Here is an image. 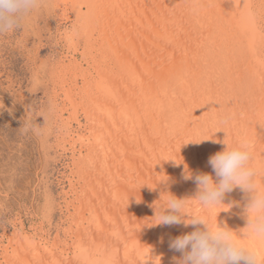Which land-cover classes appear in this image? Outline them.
<instances>
[{
	"label": "bare ground",
	"instance_id": "1",
	"mask_svg": "<svg viewBox=\"0 0 264 264\" xmlns=\"http://www.w3.org/2000/svg\"><path fill=\"white\" fill-rule=\"evenodd\" d=\"M56 1L74 18L60 32L69 49L87 34L82 58L54 73L56 140L71 154L68 239L15 227L0 264H173L170 240L203 225H155V208L164 193L195 198L186 170L216 180L208 160L226 140L249 148L264 183V0ZM248 199L236 187L228 208L192 200L186 214L240 236ZM237 239L264 257L259 241Z\"/></svg>",
	"mask_w": 264,
	"mask_h": 264
},
{
	"label": "rangeland",
	"instance_id": "2",
	"mask_svg": "<svg viewBox=\"0 0 264 264\" xmlns=\"http://www.w3.org/2000/svg\"><path fill=\"white\" fill-rule=\"evenodd\" d=\"M56 4L43 0L14 30L0 34V250L21 226L63 245L68 239L71 154L56 140L54 73L67 56L82 58L87 37L77 29V51L69 49L60 32L73 29L72 11L64 19Z\"/></svg>",
	"mask_w": 264,
	"mask_h": 264
},
{
	"label": "clouds",
	"instance_id": "3",
	"mask_svg": "<svg viewBox=\"0 0 264 264\" xmlns=\"http://www.w3.org/2000/svg\"><path fill=\"white\" fill-rule=\"evenodd\" d=\"M43 0H0V34H6L18 26L21 17L42 7ZM224 150L210 156L208 164L216 180L208 173L194 177L186 170L185 179H194L197 192L195 198L178 199L170 193L162 194L159 207L155 208V225H203L193 231L172 238L169 247L181 253L173 257V264H264L262 249L249 247L240 240L256 239L264 245V183L258 180L253 167L252 153L246 145L230 146L226 140ZM239 187L248 194L244 209L247 224L238 236L229 228L219 227L205 215H188L186 208L195 200L201 208L225 206L222 201L226 193ZM228 208V206H225ZM187 215L190 219L185 220ZM160 264V257H155Z\"/></svg>",
	"mask_w": 264,
	"mask_h": 264
}]
</instances>
